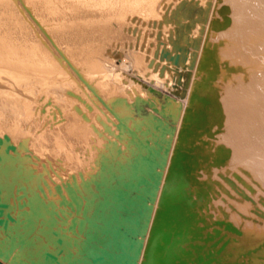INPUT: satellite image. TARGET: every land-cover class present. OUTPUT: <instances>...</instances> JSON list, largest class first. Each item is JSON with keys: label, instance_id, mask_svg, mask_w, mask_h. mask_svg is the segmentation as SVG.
<instances>
[{"label": "bare ground", "instance_id": "1", "mask_svg": "<svg viewBox=\"0 0 264 264\" xmlns=\"http://www.w3.org/2000/svg\"><path fill=\"white\" fill-rule=\"evenodd\" d=\"M19 4L0 0V81L11 86L0 82V133L12 140L21 136L31 116L27 92L32 77L48 80L46 91L58 96L64 95L67 80L76 81L53 47L69 56L84 79L110 102L112 44L120 42L126 57L141 61L138 38L124 28L158 8L156 0H21ZM29 13L47 27L51 44L31 32ZM192 72L171 150L155 169L144 166L143 177L155 188L145 190L139 203L145 218L141 235L129 240L126 222L119 223L120 231L111 229L108 242L104 239L106 247L101 232L92 230L89 241H98L99 249L81 258V264H146L151 253L155 257L151 264H163L170 246L156 252L152 239L160 229L167 235L166 228L180 231L172 242L171 262L264 264V0H213ZM85 132L89 130L84 127L77 133L69 131L68 138ZM61 133L47 136L54 141ZM2 186L0 215L6 214ZM122 193L132 200V193ZM122 205L120 215H130L129 204ZM106 211L98 210L95 223L104 224L100 216ZM107 219L113 220L110 215ZM8 227L1 229L7 232Z\"/></svg>", "mask_w": 264, "mask_h": 264}, {"label": "rangeland", "instance_id": "2", "mask_svg": "<svg viewBox=\"0 0 264 264\" xmlns=\"http://www.w3.org/2000/svg\"><path fill=\"white\" fill-rule=\"evenodd\" d=\"M14 1L20 5L21 0ZM212 1L156 0L153 13L131 21L124 31L138 38L141 61L126 57L120 42L112 44L110 102L84 79L69 56L53 47L78 82L67 80L64 95L58 96L46 91L48 80L32 77L27 92L31 116L24 132L17 140L0 133L2 207L8 214L0 215V264H61L66 258L74 259L70 264H81L99 249L98 241H89L93 231L101 232L106 247L104 239L111 229L119 231V223L126 222L129 240L141 235L145 218L139 203L145 190L155 188L143 177L144 166L155 169L171 150ZM26 15L31 32L51 44L43 22ZM0 82L11 87L8 81ZM81 127L88 134L68 138L69 131L77 133ZM61 131L54 141L47 136ZM103 190L105 196L100 194ZM122 190L132 193V200ZM121 201L129 204L130 215H120ZM101 208H111L100 216L104 224L95 223ZM10 223L14 224L8 227ZM88 227L94 228L87 231Z\"/></svg>", "mask_w": 264, "mask_h": 264}, {"label": "water", "instance_id": "3", "mask_svg": "<svg viewBox=\"0 0 264 264\" xmlns=\"http://www.w3.org/2000/svg\"><path fill=\"white\" fill-rule=\"evenodd\" d=\"M122 202V201H121ZM169 203L167 202L166 203V205H168ZM171 206H175V204L174 203H171L170 204ZM122 207H123V205H122ZM121 209V208H120ZM122 210V209H121ZM167 217H168V215H167V213H165V218L167 219ZM168 223V222H167ZM166 223V224H167ZM163 231V229H160L158 232H157V236H155V238L154 239H152V242H153V244H152V246L154 247V248H156L155 249V251L157 252V251H161V252H163V245L164 246H167V247H169V249H168V252H167V255L164 257V256H162V257H164V258H161V259H164V261H162L163 262V264H188V262H187V260H182V261H173V262H171L170 261V259H172V257L171 256H173V255H171L172 254V249H171V246H172V242L173 241H175V240H177L178 239V236L179 235H177V234H179V232L180 231H176V230H174V229H172V230H170L169 228H166V229H164L165 231V233L169 236V238L167 237V235H163V234H161L162 233V231ZM120 231V230H119ZM161 235V237L159 238L160 240H158V237ZM161 242V243H160ZM160 244H162V245H160ZM173 248V247H172ZM108 251V250H107ZM154 252V251H153ZM164 252H165V249H164ZM109 256H110V258L111 259H113V256H112V254H109ZM155 257H154V254L153 253H151V254H149V257L147 258V262H146V264H151L150 263V261H153V259H154ZM160 259H158V261H159Z\"/></svg>", "mask_w": 264, "mask_h": 264}]
</instances>
